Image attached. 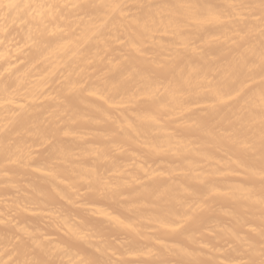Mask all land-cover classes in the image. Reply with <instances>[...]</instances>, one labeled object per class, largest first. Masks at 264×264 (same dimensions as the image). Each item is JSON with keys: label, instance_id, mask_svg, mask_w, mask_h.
Segmentation results:
<instances>
[{"label": "bare ground", "instance_id": "obj_1", "mask_svg": "<svg viewBox=\"0 0 264 264\" xmlns=\"http://www.w3.org/2000/svg\"><path fill=\"white\" fill-rule=\"evenodd\" d=\"M0 264H264V0H0Z\"/></svg>", "mask_w": 264, "mask_h": 264}]
</instances>
